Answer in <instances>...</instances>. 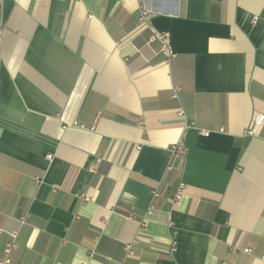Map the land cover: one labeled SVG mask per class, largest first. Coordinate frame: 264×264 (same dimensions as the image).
I'll use <instances>...</instances> for the list:
<instances>
[{
    "label": "crops",
    "instance_id": "obj_1",
    "mask_svg": "<svg viewBox=\"0 0 264 264\" xmlns=\"http://www.w3.org/2000/svg\"><path fill=\"white\" fill-rule=\"evenodd\" d=\"M259 115L264 0H0L3 264H264Z\"/></svg>",
    "mask_w": 264,
    "mask_h": 264
},
{
    "label": "built area",
    "instance_id": "obj_2",
    "mask_svg": "<svg viewBox=\"0 0 264 264\" xmlns=\"http://www.w3.org/2000/svg\"><path fill=\"white\" fill-rule=\"evenodd\" d=\"M137 19L140 22H142L141 25H143V28H147L150 30L151 32L150 40H156L159 43V52L164 57L165 61H169L171 58H173L175 56V53L170 47L169 34L167 32H159V31L153 30L149 26V15L147 11L145 10H141L139 12ZM172 96L176 97V91L172 93ZM263 118H264L263 115H259L257 119L255 120V124L259 125L262 122ZM251 132H252L251 130L247 131V133H251ZM185 150H186V147L183 144V142L177 141L171 147L172 157L178 158L182 156L185 153ZM97 167H98V163L96 161H90L88 168L92 173L96 172ZM168 168H170V165L168 166ZM183 187L184 186L182 183L178 184V187L174 194V198H173L174 200L180 199L182 191H183ZM158 196H159V192L156 189H154L152 191V197L156 198ZM152 208H153V205H150L147 208L146 213L150 214L152 212ZM15 247H16V232H10L9 240L6 242L4 246V253L6 254L9 253ZM125 250H126V254L129 255L130 254V243H127L125 245ZM171 250H172V247H171ZM263 257H264V254H263ZM8 262H9L8 258H0V264L8 263ZM119 264H127V263L123 260Z\"/></svg>",
    "mask_w": 264,
    "mask_h": 264
},
{
    "label": "trees",
    "instance_id": "obj_3",
    "mask_svg": "<svg viewBox=\"0 0 264 264\" xmlns=\"http://www.w3.org/2000/svg\"><path fill=\"white\" fill-rule=\"evenodd\" d=\"M142 30L148 33V34H147V37H148L149 40H150V35H151L150 30L147 29V28H143ZM150 41H156V40H150ZM160 54H161V53H160ZM161 55H162V54H161ZM173 168H174V164L172 163V164L170 165V168H167V169H166L165 177H168V176L172 173V171L174 170ZM101 175L103 176V180H102L103 185L101 186V190H102L103 193H106V191H107V182H106V179H105V172H104V171H101V165L99 164L98 167H97L96 172L93 173V176H92L93 179H92V181L94 182V181L97 180V178H98L99 176H101ZM164 186H165V191H168V185L165 184ZM104 195H105V194H104Z\"/></svg>",
    "mask_w": 264,
    "mask_h": 264
}]
</instances>
